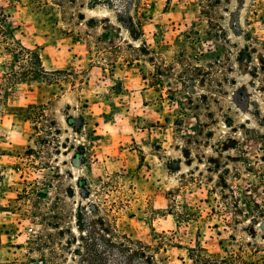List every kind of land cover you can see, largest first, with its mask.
Returning a JSON list of instances; mask_svg holds the SVG:
<instances>
[{
	"label": "rangeland",
	"instance_id": "rangeland-1",
	"mask_svg": "<svg viewBox=\"0 0 264 264\" xmlns=\"http://www.w3.org/2000/svg\"><path fill=\"white\" fill-rule=\"evenodd\" d=\"M0 6L67 72L62 92L21 83L5 98L0 51V264H88L78 216L155 264H193L198 244L217 264H264V0ZM31 105H48L40 135Z\"/></svg>",
	"mask_w": 264,
	"mask_h": 264
},
{
	"label": "trees",
	"instance_id": "trees-1",
	"mask_svg": "<svg viewBox=\"0 0 264 264\" xmlns=\"http://www.w3.org/2000/svg\"><path fill=\"white\" fill-rule=\"evenodd\" d=\"M10 18L11 16L0 6V51L12 56L14 61L10 65L11 70L2 77L1 88H6L5 98H8L10 87L21 83L58 85L57 82L62 79V74L67 72L48 71L44 66L42 54L37 51L39 47L36 49L25 47L15 36L10 25ZM60 84L58 86L62 92L64 88ZM47 107L48 105H31L25 110L24 120L31 122L39 135L47 130L44 126L49 121L46 114ZM20 110L23 111V109ZM33 194V190L24 191V194L19 195L17 202L32 200ZM97 223L99 226L90 222L83 227L81 219L77 217L78 229L83 233L81 241L84 243L85 262L88 264H155V257L150 255L144 247H138L137 243L130 241L127 237H124L126 241L124 243L114 241L115 235L112 228L102 219H98ZM189 255L193 264H217L200 244L195 249H190Z\"/></svg>",
	"mask_w": 264,
	"mask_h": 264
},
{
	"label": "bare ground",
	"instance_id": "bare-ground-1",
	"mask_svg": "<svg viewBox=\"0 0 264 264\" xmlns=\"http://www.w3.org/2000/svg\"><path fill=\"white\" fill-rule=\"evenodd\" d=\"M95 12H96V11H95ZM95 12H94V14H96V13H97V12H96V13H95Z\"/></svg>",
	"mask_w": 264,
	"mask_h": 264
}]
</instances>
